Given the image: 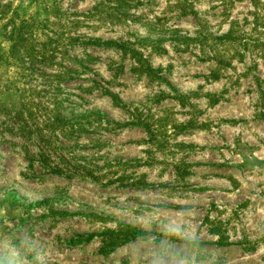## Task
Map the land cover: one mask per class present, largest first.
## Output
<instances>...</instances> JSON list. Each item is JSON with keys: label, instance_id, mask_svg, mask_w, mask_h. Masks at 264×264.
Masks as SVG:
<instances>
[{"label": "rangeland", "instance_id": "rangeland-1", "mask_svg": "<svg viewBox=\"0 0 264 264\" xmlns=\"http://www.w3.org/2000/svg\"><path fill=\"white\" fill-rule=\"evenodd\" d=\"M153 207L264 264V0H0V264H149Z\"/></svg>", "mask_w": 264, "mask_h": 264}, {"label": "clouds", "instance_id": "clouds-1", "mask_svg": "<svg viewBox=\"0 0 264 264\" xmlns=\"http://www.w3.org/2000/svg\"><path fill=\"white\" fill-rule=\"evenodd\" d=\"M149 225L157 224L162 231L158 243L151 251L149 264H198L193 250L196 248L197 237L191 225L186 221V213L179 217L170 218L162 216L157 207L150 209ZM39 264H44L43 258L37 254L35 257Z\"/></svg>", "mask_w": 264, "mask_h": 264}, {"label": "trees", "instance_id": "trees-1", "mask_svg": "<svg viewBox=\"0 0 264 264\" xmlns=\"http://www.w3.org/2000/svg\"><path fill=\"white\" fill-rule=\"evenodd\" d=\"M136 57H137L138 63H142L143 62L140 52H136Z\"/></svg>", "mask_w": 264, "mask_h": 264}]
</instances>
